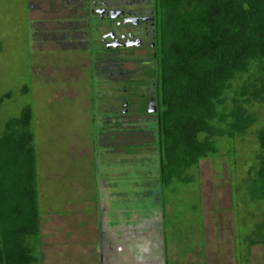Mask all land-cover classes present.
<instances>
[{
    "label": "rangeland",
    "instance_id": "rangeland-1",
    "mask_svg": "<svg viewBox=\"0 0 264 264\" xmlns=\"http://www.w3.org/2000/svg\"><path fill=\"white\" fill-rule=\"evenodd\" d=\"M138 1L140 5H136ZM71 3L93 20L83 7L85 0H0V121L20 116L24 106L30 104L40 240L38 264H86L84 254L88 248L101 254L104 249H99L98 242H89L95 238L94 229L79 231L72 227L74 223L78 225L74 217L79 215L64 204L83 206L87 214L93 212L100 227L102 216L98 218L96 207H103L105 202H118L126 209L122 214L129 227L135 230L136 226L149 225L162 237L163 255L152 253H157L163 264H262L261 247L248 248L247 238L254 227V213L258 220V210L264 211V204L243 202V188L241 192L238 189L248 176L246 165L254 152V140L218 139V153L230 151L231 155L203 159L197 169L185 172L184 181L173 179L162 187L158 181L155 119L148 115L119 119V110L114 108L115 104L121 109L131 103L124 98V91H128L125 79H134L141 73H136L130 56L146 54V42L143 39V45H134L128 41L130 54L107 55L103 63L100 58L105 57L98 51L107 42L101 38L99 42L90 40L86 53L93 51V65L98 70L88 74L91 68L85 52L72 54L71 58L57 49H68L59 47H67L60 33L64 29L71 42H78L80 50L86 47V22L79 23V15L75 14L76 32L73 23L65 22V17L75 12L74 5L64 6ZM92 3V9L100 8L99 14L104 10L113 13L111 3L120 4L119 9L124 11L134 13L143 6L142 12H148L145 0ZM130 31L143 37L140 28L131 27ZM38 43L42 44L40 50ZM110 56H125L116 62L122 67L120 73L114 67L110 69L111 78L104 75L107 67L117 65L111 63ZM96 73L102 80H95ZM148 106L153 110L151 104ZM229 156L235 157L234 165ZM119 187L124 189L120 199L106 193L112 194ZM102 212L105 219L107 212ZM66 221L70 226L65 229L67 233L63 230ZM74 239L78 240L72 242ZM83 241L84 249L79 248ZM129 241L147 243V239L136 235H131ZM129 250L132 259L143 252L137 245ZM147 250L150 252L148 247Z\"/></svg>",
    "mask_w": 264,
    "mask_h": 264
},
{
    "label": "trees",
    "instance_id": "trees-1",
    "mask_svg": "<svg viewBox=\"0 0 264 264\" xmlns=\"http://www.w3.org/2000/svg\"><path fill=\"white\" fill-rule=\"evenodd\" d=\"M85 1L83 7L91 11L93 0ZM145 1L148 12L135 15L136 23L127 20L120 24L118 18L108 22L107 12L99 18L102 21L95 14H90L93 20L89 16L84 20L87 48L90 40L111 39L107 31L112 38H118V32H114L119 24L140 28V33H145L147 53L130 56L136 73H141L134 79L127 77L124 98L132 104H123L121 109L115 104L114 108L119 110L116 116L121 119L148 115L155 119L158 181L162 187L173 179L184 181L185 172L197 169L203 159L216 154L225 158L231 155L230 151L218 153V139H253L254 152L246 165L248 176L238 184V189L241 192L243 188V202L263 205L264 115L260 113L264 114V0ZM78 10L84 13L83 9ZM74 27L73 23L76 32ZM60 33L67 45L59 44L60 48L80 49L77 41H68L66 29ZM53 38L57 40L56 36ZM100 48L99 54L105 57L100 58L103 63L109 55L130 54L132 50L124 43ZM92 53L90 50L89 74L98 70L93 65ZM144 56H148L147 60ZM124 58L110 56L111 63ZM148 103L153 110H148ZM33 144L28 104L20 116L0 121V264H38ZM258 213V220L254 213L247 247L259 245L264 264V211Z\"/></svg>",
    "mask_w": 264,
    "mask_h": 264
},
{
    "label": "crops",
    "instance_id": "crops-1",
    "mask_svg": "<svg viewBox=\"0 0 264 264\" xmlns=\"http://www.w3.org/2000/svg\"><path fill=\"white\" fill-rule=\"evenodd\" d=\"M67 7L69 6H73L74 3L72 4H65ZM75 12L71 15H67L65 17V22L68 23H74L77 24L78 20L76 19V17H74L75 14L79 15V23H80V18H83V21L86 18V14L82 13V15L79 12V8H76L75 5L73 6ZM71 18V19H70ZM85 32V30H84ZM88 32V31H86ZM44 36V35H43ZM43 36L42 39L43 41L46 40ZM52 37H54L52 35ZM87 35L85 34L84 36V40L87 41ZM42 41V42H43ZM70 41V39L68 40ZM67 41V42H68ZM41 42V43H42ZM38 43L35 44L38 47V50H40V46L44 43ZM65 43V42H64ZM41 44V45H40ZM88 46V45H87ZM68 47H71V42L69 44ZM58 51L60 53L63 54H70L71 58H74L72 54H78L80 53V51L85 52L87 50V47H85L83 50H70L73 48H68L66 51H63L59 48H57ZM87 54V61H88V65L89 64V52L86 53ZM89 74V73H88ZM99 90V89H97ZM124 192L123 188L119 189H113L112 190V194H110V192H107L108 195H111V197L116 198V199H120V197L123 195L122 193ZM133 193H135L133 191ZM64 207H69L72 209L76 210V213H78L79 216H75L74 219H76V221L79 220L78 225L76 226V224L74 223L72 227L76 228L77 230L81 231V230H86L89 229V227H92L95 231V238L93 237L92 241L89 240V242H98L99 245V249L102 248L104 250H102L101 254H94L91 250V248H88V250L86 253L84 254L85 259L84 263L88 264L89 263H95L96 261L98 262V264H163V259L157 254V253H152V251H157L158 253H161L163 255V239L162 237H158L157 236V232L154 231V229L152 227H150L149 225H146L145 227H138L136 226L135 230L131 227L128 226L127 223V217L124 216V214H122V212L125 213L126 209L123 208L118 202H112V203H108L105 202L103 207H96L97 212L98 213V218L102 216L101 220L102 226H98L97 223L95 222V215L93 212L87 214L86 212H88V209H85V211H83L82 207L80 206L78 207L76 204H64ZM102 211H106L107 212V217H111L112 221H106L103 218V212ZM136 211V209H134V212ZM110 213V214H109ZM135 216V215H134ZM134 216L132 218L133 222L136 223V219H134ZM90 220H92V223H88ZM59 222V221H58ZM70 227L69 226V222L66 221V226L64 225V231L65 229L68 230ZM140 229H143L142 231ZM118 231V232H117ZM65 233H67L65 231ZM131 235H136L141 236L145 239H147V243L146 245H141L140 243H137L135 241L130 242L129 241V237ZM72 236V235H71ZM154 237L153 240H151L150 238ZM74 238V237H73ZM123 239V241L121 240ZM78 240V239H76ZM75 239L72 241H76ZM88 240V239H87ZM83 243H80L79 248H83ZM71 244V243H70ZM132 245H137V246H141L143 248V252L141 254V256L139 258H135L132 259L133 257L131 256L132 254V250H129V247ZM78 246V244H77ZM118 246H120L121 248H118ZM150 246V247H149ZM154 246H157V248H155ZM147 247L150 249V252L147 250ZM102 255V257L100 256ZM87 256V258H86ZM114 256V259H113ZM96 260V261H95Z\"/></svg>",
    "mask_w": 264,
    "mask_h": 264
},
{
    "label": "flooded vegetation",
    "instance_id": "flooded-vegetation-1",
    "mask_svg": "<svg viewBox=\"0 0 264 264\" xmlns=\"http://www.w3.org/2000/svg\"><path fill=\"white\" fill-rule=\"evenodd\" d=\"M119 1H122V0H119ZM137 4L140 5L139 1L136 2V5ZM110 5L113 7V9H115L113 11V13L110 10L107 11V13L110 15V17H109V21L110 22L113 21L112 19L118 18V21L120 22V24L123 23V22H125V21H127V20H130L132 23H136L137 22V19H136L137 16H135V15H137L138 13L139 14L140 13L145 14V12H142V9L144 8L143 6H140V7H142V9L140 11H137V12H134L133 13L131 11H124L122 9H119L121 7L120 4L116 5V4L111 3ZM92 6H93V3H92ZM92 6H91V8H92ZM146 8H148V7H146ZM99 10H100V8L97 7L95 9H92L91 11H87V13L88 14H95V15L99 16L100 18H102L103 17V14H99ZM103 13L105 14L106 13V10H104ZM144 18L145 17L141 16V19H144ZM118 21H117V23H118ZM120 24H119V27L117 28V30H115V32H114V33L118 32V38H116V37L115 38H112V34H111V32H109L108 33L109 36H110L109 38H111V39H108V40L107 39H103L104 42H107L106 47L122 45L123 43L124 44H127L128 41L130 43H133L134 45H139V43H140V45H143V39L146 40L145 39V33H143V32L140 33L141 36H143L142 38H138L135 35H134L135 37L133 38L132 37L133 36V34H132L133 32H131L130 30L128 31V27H131V26H129V25H120ZM120 38H121V40H118ZM146 46H147V42H146ZM146 53H147V51H146ZM114 64H117V63H114ZM112 67H114V69L118 73H120V70L119 69L122 68L119 64L114 65V66L107 67V69L109 68V70H107L106 76H108L110 78H111V70L110 69Z\"/></svg>",
    "mask_w": 264,
    "mask_h": 264
},
{
    "label": "clouds",
    "instance_id": "clouds-1",
    "mask_svg": "<svg viewBox=\"0 0 264 264\" xmlns=\"http://www.w3.org/2000/svg\"><path fill=\"white\" fill-rule=\"evenodd\" d=\"M107 70H109V69H107ZM104 75H106V74H104ZM98 79H99V77H98ZM100 79H101V77H100ZM126 81L128 80V79H125Z\"/></svg>",
    "mask_w": 264,
    "mask_h": 264
}]
</instances>
